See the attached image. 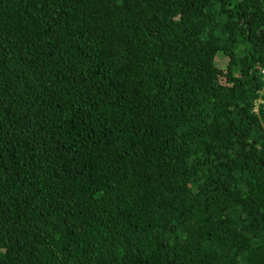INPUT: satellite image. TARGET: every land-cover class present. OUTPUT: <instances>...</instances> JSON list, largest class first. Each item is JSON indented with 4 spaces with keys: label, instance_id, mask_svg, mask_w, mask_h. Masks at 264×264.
I'll list each match as a JSON object with an SVG mask.
<instances>
[{
    "label": "trees",
    "instance_id": "obj_1",
    "mask_svg": "<svg viewBox=\"0 0 264 264\" xmlns=\"http://www.w3.org/2000/svg\"><path fill=\"white\" fill-rule=\"evenodd\" d=\"M0 264H264V0H0Z\"/></svg>",
    "mask_w": 264,
    "mask_h": 264
},
{
    "label": "rangeland",
    "instance_id": "obj_2",
    "mask_svg": "<svg viewBox=\"0 0 264 264\" xmlns=\"http://www.w3.org/2000/svg\"><path fill=\"white\" fill-rule=\"evenodd\" d=\"M223 63L225 64V61Z\"/></svg>",
    "mask_w": 264,
    "mask_h": 264
}]
</instances>
